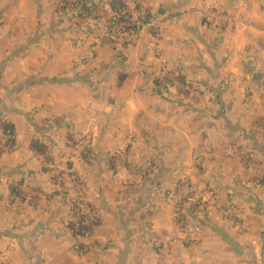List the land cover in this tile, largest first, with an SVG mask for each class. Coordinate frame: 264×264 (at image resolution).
Returning a JSON list of instances; mask_svg holds the SVG:
<instances>
[{"label": "crops", "instance_id": "1", "mask_svg": "<svg viewBox=\"0 0 264 264\" xmlns=\"http://www.w3.org/2000/svg\"><path fill=\"white\" fill-rule=\"evenodd\" d=\"M75 1L0 0V264H264V0H125L155 27L120 41Z\"/></svg>", "mask_w": 264, "mask_h": 264}, {"label": "trees", "instance_id": "2", "mask_svg": "<svg viewBox=\"0 0 264 264\" xmlns=\"http://www.w3.org/2000/svg\"><path fill=\"white\" fill-rule=\"evenodd\" d=\"M111 10L114 13V16L109 19L108 24V31H110L113 27L127 22L128 15L125 13V6L118 0H112L110 4ZM63 13L70 14L71 17H92L95 16L98 11L100 10L99 5L97 4L96 0H76L75 2H66L64 5L61 6L60 11ZM136 31L134 29H128L122 38H129L134 36ZM177 79L182 81L180 77ZM163 81L171 85V81L168 78L163 79ZM258 127H260L264 131V120L259 121ZM13 137H14V128L10 124H4L2 126L0 132V143L3 144L4 147H12L13 145ZM34 150L38 151L39 153L45 155V150L43 149L42 145L38 142L33 143ZM1 156V153H0ZM79 213L81 217L79 231H75V227L73 222L70 223V230L72 231L73 235L76 238H83L86 233L89 231V227L87 225V212H85L82 208L75 209L72 207V215Z\"/></svg>", "mask_w": 264, "mask_h": 264}, {"label": "rangeland", "instance_id": "3", "mask_svg": "<svg viewBox=\"0 0 264 264\" xmlns=\"http://www.w3.org/2000/svg\"><path fill=\"white\" fill-rule=\"evenodd\" d=\"M120 41V40H119ZM81 141H85L84 139H81ZM88 143V142H87ZM8 148L7 147H4L3 146V144H1L0 143V153L2 154L3 152H5L6 150H7ZM84 151L82 150L81 151V153H83ZM80 153V154H81ZM50 168V167H49ZM51 169V171H54L52 174H53V176H54V178H56L57 179V181L60 183V184H64V185H66V189L68 190H75V189H77L78 190V188L79 187H77L78 185L77 184H75V183H73L72 181H64V178H63V176L65 175V174H70L69 172H68V169L65 167V166H57L56 165V167H51L50 168ZM64 174V175H61V174ZM65 178H67V177H65ZM65 180H67V179H65ZM69 180H72L71 178L69 179ZM182 189V190H181ZM186 189L188 190V192H190V194L187 196V197H185L186 195L185 194H187L188 192H186L185 194H182L181 195V192L183 191V188H181V187H179L178 188V191L175 193V195H174V197H172L171 199H170V204H172V208H174V210H175V212L177 213V212H179V209L182 207V206H184V205H186V204H188L187 205V209L186 210H190L191 208H192V203H194V201H198L199 199V197H202L201 199L203 200V202H202V204L203 205H205V204H207L208 203V201L210 200V198L205 194V190L203 189V188H188V187H186ZM179 192H180V194H179ZM195 199V200H194ZM200 199V200H201ZM227 206V205H226ZM173 210V209H172ZM234 212V207H232V209L231 210H227L226 212H225V215L226 216H229V214L230 213H233ZM175 213V214H176ZM191 216V215H190ZM190 216H188V215H186V220H187V222H188V219L190 220ZM177 216H175V218H176ZM182 221H184V220H182ZM181 221V224H183V225H187V222L186 221H184V222H182ZM186 222V223H185ZM190 222V221H189ZM181 227V226H180ZM182 228V227H181ZM183 228H184V226H183ZM188 229V228H187ZM181 231L183 232V230L181 229ZM184 240H187L188 242H190V240H191V238H190V236L187 234V235H185V237H184Z\"/></svg>", "mask_w": 264, "mask_h": 264}, {"label": "built area", "instance_id": "4", "mask_svg": "<svg viewBox=\"0 0 264 264\" xmlns=\"http://www.w3.org/2000/svg\"><path fill=\"white\" fill-rule=\"evenodd\" d=\"M121 2L125 6V13L128 15V21L113 27L106 35L105 37L106 40H112V41L120 40L122 36L125 34V32L131 28L134 29L137 33L145 28L155 27L154 24H148L144 22V19H142L140 15V11L135 3L129 1L126 2L125 0H121ZM168 79H170L172 83H175L174 79L170 78V76L168 77ZM72 207L75 209L81 208L78 200L74 201ZM232 207H233L232 204H227L228 210H231ZM80 221H81V217L79 213H76L74 215V220H73L75 231H79Z\"/></svg>", "mask_w": 264, "mask_h": 264}, {"label": "water", "instance_id": "5", "mask_svg": "<svg viewBox=\"0 0 264 264\" xmlns=\"http://www.w3.org/2000/svg\"><path fill=\"white\" fill-rule=\"evenodd\" d=\"M160 12H161V11H160ZM160 15H163V12H161Z\"/></svg>", "mask_w": 264, "mask_h": 264}]
</instances>
